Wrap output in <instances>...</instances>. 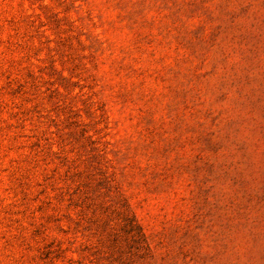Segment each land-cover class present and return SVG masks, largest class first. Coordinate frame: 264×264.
I'll return each mask as SVG.
<instances>
[{
    "label": "rangeland",
    "instance_id": "374dc122",
    "mask_svg": "<svg viewBox=\"0 0 264 264\" xmlns=\"http://www.w3.org/2000/svg\"><path fill=\"white\" fill-rule=\"evenodd\" d=\"M0 264H264V0H0Z\"/></svg>",
    "mask_w": 264,
    "mask_h": 264
}]
</instances>
